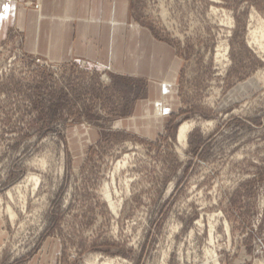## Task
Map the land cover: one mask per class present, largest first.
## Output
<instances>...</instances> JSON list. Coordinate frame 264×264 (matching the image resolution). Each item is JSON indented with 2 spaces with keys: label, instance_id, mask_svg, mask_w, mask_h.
Here are the masks:
<instances>
[{
  "label": "rangeland",
  "instance_id": "1",
  "mask_svg": "<svg viewBox=\"0 0 264 264\" xmlns=\"http://www.w3.org/2000/svg\"><path fill=\"white\" fill-rule=\"evenodd\" d=\"M130 4L180 62L153 121L122 120L143 80L29 55L16 29L0 43V264H264V0Z\"/></svg>",
  "mask_w": 264,
  "mask_h": 264
},
{
  "label": "crops",
  "instance_id": "2",
  "mask_svg": "<svg viewBox=\"0 0 264 264\" xmlns=\"http://www.w3.org/2000/svg\"><path fill=\"white\" fill-rule=\"evenodd\" d=\"M130 11V0H0V43L16 29L29 55L53 62L86 59L116 76L143 80L145 99L122 120L153 121L173 110L180 62ZM157 102L164 108L160 115Z\"/></svg>",
  "mask_w": 264,
  "mask_h": 264
},
{
  "label": "bare ground",
  "instance_id": "3",
  "mask_svg": "<svg viewBox=\"0 0 264 264\" xmlns=\"http://www.w3.org/2000/svg\"><path fill=\"white\" fill-rule=\"evenodd\" d=\"M213 11L215 12V11H218V10H215V8L213 9ZM225 14V13H224ZM255 14V13H254ZM215 15H216V13H215ZM225 16H227V14H225ZM256 16H258V14L256 15ZM256 16H254L253 14H252V16H251V19L252 20H255L256 22H257V25L255 26V27H253V29H251L250 28V38H251V40L256 44V45H258L259 46V48H260V50L262 49V51H263V54H264V19H262L261 17H256ZM228 19H232L231 18V16H230V18H228ZM227 20V19H226ZM229 21V20H228ZM254 21V22H255ZM227 21H225V23H226ZM231 21H229V23H230ZM232 24H233V22H231ZM231 24V25H232ZM230 25V24H229ZM224 46V45H223ZM225 47H227V45H225ZM220 48V47H219ZM222 48V47H221ZM228 49H229V47H227ZM223 49V48H222ZM223 50H225V49H223ZM222 50V51H223ZM227 50V49H226ZM225 50V51H226ZM221 51V50H220ZM219 52V51H218ZM227 52V51H226ZM223 52H221V54H222ZM218 54H220V53H218ZM220 54V55H221ZM224 55H225V53H223ZM222 56V55H221ZM221 56H217V57H221ZM226 56V55H225ZM222 58H224V57H222ZM220 59V58H219ZM194 128V122H190V123H185V124H183L180 128H179V130H178V134H177V140L179 141V143L181 144V143H185L186 141H187V139H188V135H189V133L191 132V130ZM43 165V164H42ZM35 177V176H34ZM34 177H32V178H30L29 179V181H34L35 182V185H37L38 184V178H34ZM28 181V182H29ZM26 184V183H25ZM27 185V184H26ZM29 185H30V183H29ZM34 185V184H33ZM25 187V186H24ZM38 187V186H37ZM23 188V187H22ZM36 188V187H35ZM16 189V188H15ZM18 189H20L19 187L16 189V190H18ZM35 190V189H34ZM13 192V191H12ZM16 192H18V191H16ZM35 192V191H34ZM14 194H15V192H13ZM13 193H11V192H9L8 193V196H9V198H10V200L11 199H13ZM104 198H105V200L108 202V204H109V206H110V208L116 213L117 212V210L119 209V206H120V204L119 203H117V201L115 202V200H114V197H113V194H112V192H111V190H110V188H109V186L108 185H106V187L104 188ZM19 195V194H18ZM22 197V196H21ZM27 198V197H26ZM14 200V199H13ZM12 200V201H13ZM0 202H1V200H0ZM19 202V201H18ZM23 202V201H22ZM1 204V203H0ZM24 204V203H23ZM26 205V204H25ZM13 207H10L9 205H8V207H7V209H6V211H5V209H3V208H1V206H0V214L2 213V212H4L7 216H9V218L11 219V221L13 222V221H15L16 220V213L13 211V209H12ZM5 215V216H6ZM1 216V215H0ZM1 217H3V216H1ZM14 223V222H13ZM212 260H213V263L214 264H220V262H219V259H218V256L216 255V252H212ZM89 264H94L93 262H89Z\"/></svg>",
  "mask_w": 264,
  "mask_h": 264
}]
</instances>
